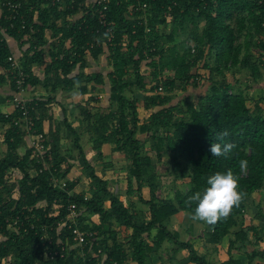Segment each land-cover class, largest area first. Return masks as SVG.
Returning a JSON list of instances; mask_svg holds the SVG:
<instances>
[{"label": "trees", "instance_id": "obj_1", "mask_svg": "<svg viewBox=\"0 0 264 264\" xmlns=\"http://www.w3.org/2000/svg\"><path fill=\"white\" fill-rule=\"evenodd\" d=\"M146 2L144 11L130 15V5L140 1L110 0L106 26L99 24L97 8L83 0L54 6L20 0L19 17L10 23L0 20L21 52L18 65L26 90L39 86L45 91L42 99L26 97V104L33 133H42L48 148L44 162H37L27 135L14 125L20 118L9 102L15 83L4 72L13 52L0 33V144L5 147L0 154V264H152L163 252L161 264H240L238 254L247 264H264V240L254 223L264 220L254 198L264 190V97L255 98L264 88V0ZM47 34L54 40L49 51ZM101 56L106 73L85 75L88 61ZM37 66L43 67V79L34 74ZM76 69L78 74L70 77ZM205 81L196 100H189L190 95L184 103L173 102L177 90ZM5 86L10 93H4ZM66 90L89 95L80 117L91 158L66 109L61 107V121L53 118L56 96ZM100 91L108 95L104 104L93 94ZM141 111L148 112L147 118ZM225 131L228 135L220 139ZM225 142L236 147L227 157L211 156L210 144ZM105 152L118 155L126 169L124 178L113 182L116 186L103 169L97 173ZM163 155L169 156L168 167L160 175L156 162ZM241 160L248 162L243 172ZM228 170L239 177L243 203L214 228L196 222L201 225L197 238L215 245L214 251L226 242L224 257L212 261L195 248L193 236L180 239L170 222L180 212L194 210L189 197L203 192L210 176ZM161 176L182 186L163 197ZM84 180V189L75 190ZM71 204L76 227L93 236L83 248L74 244L67 224L61 226ZM49 252L59 254L51 259Z\"/></svg>", "mask_w": 264, "mask_h": 264}, {"label": "built area", "instance_id": "obj_2", "mask_svg": "<svg viewBox=\"0 0 264 264\" xmlns=\"http://www.w3.org/2000/svg\"><path fill=\"white\" fill-rule=\"evenodd\" d=\"M62 1L63 0H44L45 3L52 6L59 5L62 3ZM70 1H74V0H70ZM83 1L85 2L86 5H93L97 8V14H96L97 20L101 26H106L107 25L106 11L108 9V3L110 0H83ZM128 1L130 2L136 1L137 3L138 1H140V3H138L136 6L130 5L129 7L130 15L132 13L144 11L148 6L146 0H128ZM79 5H81V3ZM20 9H21L20 0H0V20L4 19L8 23L12 22L17 17H19ZM166 18L168 21L170 20L169 13L166 14ZM140 20H143V24L146 25V19L144 18V16H141ZM9 26L12 28V24ZM261 27L264 28V18H262ZM5 29L6 28L0 27V33L4 36L6 42L9 45L11 40H9L8 36L5 35ZM149 31L150 29L146 26L145 33H148ZM108 33L110 39L111 30H109ZM9 60H10V66L8 69H4V72L12 75L15 83V92L13 93V97L9 102L13 105V108L17 109L18 112L20 113V118L14 121V125L20 126L21 129L24 131V133L27 135L29 146L30 148L33 149L34 151L33 155L36 158L37 162H44L45 154L48 151V148L44 143V135L42 133H38V134L33 133L34 121L30 115V108L26 104L27 90L25 88L24 73L22 69L19 68L18 58H16L14 54L11 56ZM51 181L55 185H60L62 189L65 188L64 182L59 183L58 180L55 178H52ZM67 210H68V215L66 217L65 222H63L61 226L67 224L68 229L71 230L72 241L74 242L75 245L83 248L87 245L89 238L93 237L92 233L89 231L87 232L83 231L82 229L76 227L75 221L77 218V211L75 205L73 204L69 205ZM61 250L63 251V249ZM58 254L59 252H54V253L49 252L47 256L52 259ZM60 257H63V254H60Z\"/></svg>", "mask_w": 264, "mask_h": 264}, {"label": "rangeland", "instance_id": "obj_3", "mask_svg": "<svg viewBox=\"0 0 264 264\" xmlns=\"http://www.w3.org/2000/svg\"><path fill=\"white\" fill-rule=\"evenodd\" d=\"M103 58H104V56H103ZM101 64L105 68L107 67L105 58H104L103 61H101ZM94 68L95 67H93V69ZM230 78H231V76L228 77V80H230ZM207 84H208V82L205 81V82H202V83L198 84L197 87H195V88L188 87L187 91H185V92L177 90L173 102L174 103L178 102L180 104L184 103L187 100L186 97L190 96V95H191V97H190L189 100H196L201 94L204 93V90L206 89ZM99 96H100V98H99ZM107 96L108 95H106V94H104L102 92L94 93V97L99 99L102 104L106 103ZM260 96L264 97V88L256 91L255 98H258ZM88 98L89 97H87L86 99L88 100ZM74 116H76L77 118H75L76 120L73 121L74 122L73 125H75L76 127H82L83 126L82 125V119L78 117L79 116L78 114H76V115L73 114V117ZM141 116H142V118H147L148 112L141 111ZM82 128L84 129V126ZM87 138H88V135L86 133H84L82 135V140L81 141H82V145L84 146L85 150L88 151ZM0 150L3 151V148H0ZM21 151H23V150L21 149ZM91 155H93V151L89 150V152H88V156L89 157L88 158H90ZM72 158L75 159V156H73ZM168 160H169V156L163 155V157L161 159V163H157L156 162V164H157L156 165V169H157V171H158V173L160 175L164 174L165 168L168 167ZM104 163L105 164H103L101 169L97 167V170H98L97 173L98 174H101L102 173L101 170L103 169V172L105 173V176H106L108 171H110L112 169V171H113L112 175H116L117 174L118 175L117 177H120L119 179H123L124 178V174L126 173V169L117 165V164H119V158L115 157L111 162L106 161ZM154 163H155V160H154ZM110 166H112V167H110ZM79 170L82 171L80 167H79ZM161 180H162V183H161V187H160V193L162 194L163 197H171L173 195V192L176 189H179L182 186L181 181H176V182L174 181L173 182L172 178L164 179V176H161ZM86 184H87V181H85V180H84V182L82 181V182L77 183V185L75 187V190L84 189ZM256 197H257L256 200H260L261 201V199H263L262 196H256ZM121 201L124 203V205H127V201H126V199L124 197L121 198ZM251 203L252 202L249 203L250 204L249 205L250 206V210L252 209V214H254L255 209H254V206ZM263 203H264V200H263ZM137 209H142L143 210V205L139 204L137 206ZM143 215H144L145 218L147 217L146 211H143ZM171 220L172 221L170 222V227H171V229L176 230L177 232L180 233V239L187 240V239H190L193 236L194 237V242L193 243H194L195 247L199 251L204 252L208 256V258L210 260L216 261V260L222 259L224 257V253L221 252L222 250L219 251L220 250L219 249L218 251H212L209 245H207V246L204 245L203 240L197 238V236L201 234V230H200L201 229V225L197 224L196 222L190 221L187 218V214L186 213L180 212L178 215H176ZM255 222L256 221H254V223ZM263 232H264V230H263ZM236 256L238 258H241L243 260V262H245L246 258L244 257V255L238 254ZM176 257L177 258H181L182 254L179 253Z\"/></svg>", "mask_w": 264, "mask_h": 264}, {"label": "clouds", "instance_id": "obj_4", "mask_svg": "<svg viewBox=\"0 0 264 264\" xmlns=\"http://www.w3.org/2000/svg\"><path fill=\"white\" fill-rule=\"evenodd\" d=\"M79 86L77 82L76 87ZM227 135L228 132L225 131L219 138L223 139ZM235 147L236 145L230 142L211 143L209 151L211 156L227 157ZM247 165V160H241L240 170L245 171ZM207 185L203 192L197 191L189 197V203H195V208L187 214V218L192 222H203L214 228L219 221L226 220L234 208L240 207L246 194L240 190L239 177L231 170L210 176Z\"/></svg>", "mask_w": 264, "mask_h": 264}, {"label": "crops", "instance_id": "obj_5", "mask_svg": "<svg viewBox=\"0 0 264 264\" xmlns=\"http://www.w3.org/2000/svg\"><path fill=\"white\" fill-rule=\"evenodd\" d=\"M168 31V30H167ZM48 37H50V35H48L47 34V38ZM49 39V38H48ZM53 42H54V40H51V39H49V44L45 47V51H49L51 48H52V45H53ZM9 45H10V48H11V50H12V52H13V54H14V56L16 57V58H19L20 57V54H21V52L18 50V48H17V46H16V43L15 42H12V41H10V43H9ZM104 60V58H103V56H101L100 58H99V60L98 61H96V62H94V61H88V66L87 67H85L84 69H83V72H84V74L85 75H87V74H94L95 72H98V73H100V74H102V75H104L105 73H106V68L101 64V61H103ZM93 67H95L94 69H93ZM99 70V71H98ZM78 72H79V70L78 69H76V70H74L73 72H72V74L70 75V77H72V76H74V75H76V74H78ZM34 74L38 77V78H40V79H43V77H44V72H43V67L42 66H37L36 68H34ZM229 81H231L232 82V78H230V80ZM92 82H90L89 83V89H90V93H91V91H93V89H91V87H92ZM262 89V88H261ZM260 90V89H259ZM3 91H4V93H6V94H8V93H10V89H9V87H7V86H5L4 88H3ZM101 91H103V88H102V90ZM100 91V92H101ZM205 91V90H204ZM93 93V92H92ZM95 93V92H94ZM93 93V94H94ZM44 96H45V91L41 88V87H39V86H37V87H35V88H31V89H28L27 90V93H26V97H27V99H29V100H31L32 98H38V99H42V98H44ZM87 97H89V95L88 94H84V95H81V94H79L77 91H68V90H66V91H59L58 92V94H57V96H56V101H57V104H53L52 105V108H51V111H52V114H53V118L55 119V121L56 122H59V121H61L62 120V118H63V113H62V109H61V107H64V109H66V118H67V120L70 122V123H74L73 121H75L76 119L75 118H77L76 116H74L73 117V114L74 115H76V114H78L79 116V118H81L80 116H81V114H80V108L81 107H83L84 106V104H85V102L87 101ZM92 106H93V104H92ZM7 108H8V110H9V108H11L10 106H7ZM142 117V116H141ZM74 127H76L75 125H74ZM83 127V126H82ZM82 127H76V128H78L79 130H80V133H82V135L85 133L84 131H85V129H83ZM48 128V124L46 123L45 124V130ZM81 140H82V137H81ZM87 143H88V138H87ZM81 144H82V141H81ZM83 146V145H82ZM0 148H3V151L5 150V147H4V145H1L0 144ZM83 149H84V151H85V153H86V156H87V158L89 157L88 156V152H89V144H88V151L87 150H85V148H84V146H83ZM108 149V147L106 148V150ZM3 151L2 150H0V153H3ZM108 151V150H107ZM21 152H23V151H21ZM106 153V152H105ZM72 157L73 156H75V159H73L72 157V160L73 161H76V155L75 154H72L71 155ZM93 155H91V157H92ZM90 157V158H91ZM115 157H117V158H119V156L118 155H114V156H111V155H109L108 154V152L106 153V155H105V159H104V161H103V164H105L104 162H106V161H108V162H111ZM118 166H121V163H120V161H119V164H117ZM103 166V165H102ZM102 166L101 165H99L98 166V168H102ZM122 167V166H121ZM112 173H113V171H112V169L110 170V171H108V173H107V175L105 176V177H107V178H109V180H110V182L113 184V182L116 180V179H119L120 177H117L118 175L116 174V175H112ZM113 185H115V184H113ZM116 186V185H115ZM256 196H262V198L263 199H261V201L260 200H256L257 199V197ZM121 198L122 197H120V200H121ZM125 198V197H124ZM255 200L261 205V207H262V209H263V213H264V203H263V200H264V190L263 191H261V192H259V193H257L256 195H255ZM126 199V198H125ZM127 201V200H126ZM252 213V212H251ZM255 224L259 227V233H260V236H261V238L264 240V232H263V230H264V221L262 220V222L261 221H256L255 222ZM201 230V229H200ZM204 245H206V244H204ZM208 245V244H207ZM206 245V246H207ZM210 246V248H211V250L212 251H214L215 250V245H209ZM220 247V250L219 251H221L222 253H223V251H224V249L226 248V242L224 241L223 243H221V246H219ZM196 248V247H195ZM197 249V248H196ZM204 253V252H203ZM161 256V257H160ZM236 257V259H239L240 260V264H247V259H245V262H243V260L241 259V258H238L237 256H235ZM245 257V256H244ZM246 258V257H245ZM160 260L161 261H164V252L163 253H161L160 255H159V257L158 256H155V257H153L152 258V264H161L160 263ZM253 264H261V263H259V262H257V261H255Z\"/></svg>", "mask_w": 264, "mask_h": 264}]
</instances>
